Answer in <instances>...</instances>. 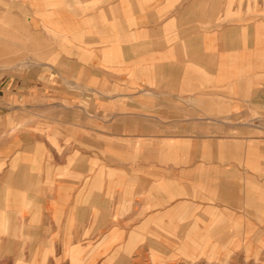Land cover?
<instances>
[{"label": "crops", "instance_id": "1", "mask_svg": "<svg viewBox=\"0 0 264 264\" xmlns=\"http://www.w3.org/2000/svg\"><path fill=\"white\" fill-rule=\"evenodd\" d=\"M33 6L0 52V264L264 236V0Z\"/></svg>", "mask_w": 264, "mask_h": 264}, {"label": "rangeland", "instance_id": "2", "mask_svg": "<svg viewBox=\"0 0 264 264\" xmlns=\"http://www.w3.org/2000/svg\"><path fill=\"white\" fill-rule=\"evenodd\" d=\"M35 0H0V52L5 49L15 50L20 47L21 37L31 30L30 11ZM34 7V6H33ZM3 60V55L0 57ZM259 236L254 229H250L241 238L232 234L229 244H215L213 250L204 252L198 257L185 262H165L159 260L134 261L133 264H264V236ZM258 241L256 244H243L241 241ZM117 264H131L119 261ZM3 264H30L29 261L12 262ZM37 264V263H32ZM45 264V263H42Z\"/></svg>", "mask_w": 264, "mask_h": 264}]
</instances>
